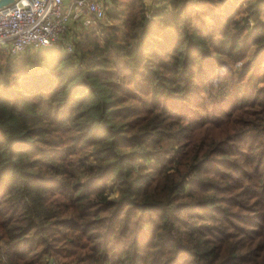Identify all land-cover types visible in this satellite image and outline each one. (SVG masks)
<instances>
[{
  "label": "trees",
  "instance_id": "1",
  "mask_svg": "<svg viewBox=\"0 0 264 264\" xmlns=\"http://www.w3.org/2000/svg\"><path fill=\"white\" fill-rule=\"evenodd\" d=\"M110 4L2 57L0 264H264V0Z\"/></svg>",
  "mask_w": 264,
  "mask_h": 264
},
{
  "label": "built area",
  "instance_id": "2",
  "mask_svg": "<svg viewBox=\"0 0 264 264\" xmlns=\"http://www.w3.org/2000/svg\"><path fill=\"white\" fill-rule=\"evenodd\" d=\"M160 3L165 4V0ZM105 10L102 0H15L0 9V49L16 57L54 47L62 43L70 24L101 20Z\"/></svg>",
  "mask_w": 264,
  "mask_h": 264
},
{
  "label": "rangeland",
  "instance_id": "3",
  "mask_svg": "<svg viewBox=\"0 0 264 264\" xmlns=\"http://www.w3.org/2000/svg\"><path fill=\"white\" fill-rule=\"evenodd\" d=\"M155 2H156V0H153L152 3L149 4L150 2L148 0L145 1V6L147 7L148 13H152V11L154 9V7H152V6H153V4H155ZM105 7H106L105 16L101 20H94L93 21L92 19H90L91 22L88 25H83L81 23H72V24H70L68 26V28L66 29L64 35H63L62 43H65V44L67 43L71 47V49H73V43L80 39L81 32L83 30H87V29L91 28V29H94L96 31V30H98L100 28L101 24L114 22L112 19H108V15H109L108 13L110 11L113 12V6L110 4V0L106 1ZM62 43L57 45L54 49H51V51L58 52L59 50H62V51L70 52L69 49H68L67 44L64 45ZM34 53H36V50L35 51H29L28 55H33ZM4 56H9V54L7 53L6 50L0 49V63L4 62L2 60V57H4Z\"/></svg>",
  "mask_w": 264,
  "mask_h": 264
},
{
  "label": "water",
  "instance_id": "4",
  "mask_svg": "<svg viewBox=\"0 0 264 264\" xmlns=\"http://www.w3.org/2000/svg\"><path fill=\"white\" fill-rule=\"evenodd\" d=\"M15 0H0V9L10 6Z\"/></svg>",
  "mask_w": 264,
  "mask_h": 264
},
{
  "label": "crops",
  "instance_id": "5",
  "mask_svg": "<svg viewBox=\"0 0 264 264\" xmlns=\"http://www.w3.org/2000/svg\"><path fill=\"white\" fill-rule=\"evenodd\" d=\"M102 1H103L104 5H105V3H106V0H102ZM145 1H146V0H143V2H144V3H145ZM148 1L150 2L149 4H151L153 0H148ZM152 7H155V4H153V6H152ZM105 8H106V7H105Z\"/></svg>",
  "mask_w": 264,
  "mask_h": 264
}]
</instances>
